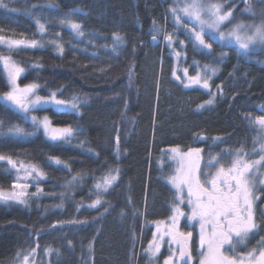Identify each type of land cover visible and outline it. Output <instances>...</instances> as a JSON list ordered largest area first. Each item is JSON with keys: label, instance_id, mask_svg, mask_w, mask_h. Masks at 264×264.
Here are the masks:
<instances>
[{"label": "trees", "instance_id": "trees-1", "mask_svg": "<svg viewBox=\"0 0 264 264\" xmlns=\"http://www.w3.org/2000/svg\"><path fill=\"white\" fill-rule=\"evenodd\" d=\"M212 2L236 11L244 4ZM173 4L174 0H3L0 35L43 45L9 53L0 44V56L10 55L24 69L17 80L20 87L36 83L35 94L42 97L55 93L66 102L78 97L86 103H80L79 111H37L54 126L73 130L71 137L51 141L0 99V154L35 165L44 174L36 182L41 191L36 194L31 187L26 204L0 203V264H18L17 254L33 248L34 264H160L146 251L154 225L169 220L180 206L169 184L176 163L168 149H202L201 169L210 174L216 170L205 168L210 155L241 147L252 153L257 131L249 118L254 120L264 108V48L245 55L212 42L210 50L201 49L186 38L183 28L177 29L170 14ZM62 18L79 23L83 36L61 24ZM37 19L45 25L44 33ZM173 32L174 43L168 47L163 37ZM116 35L122 40L119 55L112 51ZM179 41L184 44L177 57ZM185 67L191 76H211V105L206 104L209 90L185 88L175 79L173 72L180 75ZM8 91L0 64V97ZM13 125L34 134L14 136L9 133ZM112 169L119 170L118 180L102 202L114 210L102 215V210L88 205L96 198V183ZM73 176L79 178L69 184ZM14 183L12 169L0 161V190L11 191ZM259 187L255 204L264 228V192ZM180 207L188 212L186 205ZM71 220L87 224L68 223ZM48 247L59 255H46Z\"/></svg>", "mask_w": 264, "mask_h": 264}, {"label": "snow or ice", "instance_id": "snow-or-ice-1", "mask_svg": "<svg viewBox=\"0 0 264 264\" xmlns=\"http://www.w3.org/2000/svg\"><path fill=\"white\" fill-rule=\"evenodd\" d=\"M245 4L244 11L255 17L256 13L250 0H242ZM261 5H264V0H258ZM0 6L3 5V0H0ZM233 8L226 12L222 11V5L213 3L212 0H174L173 6L170 8V14L174 19L177 29L183 28L186 38L190 42L203 49H211L212 45L206 43L204 36L212 33L213 40L218 39L221 42L226 41L232 44L241 53L248 55L255 51L256 47L264 48V21L256 23H235L227 32L221 31V25L225 21L231 23ZM37 25L41 33L45 32V25L37 19ZM61 24L67 23L77 35L83 36L81 25L70 20L62 18ZM2 31V29H0ZM163 31V30H158ZM176 33H166L163 39L167 42L168 47H172L173 37ZM152 39L155 41L157 37L154 35ZM55 44V40L51 41ZM121 38L116 35L112 51L119 55ZM0 44L7 47L9 53L24 48H36L43 46L35 39L24 41L12 38H6L0 35ZM181 50L175 52L177 57L183 52L184 41H179ZM58 48L60 46L56 45ZM63 51L62 48H60ZM223 55V53H222ZM0 64L3 65L7 72V77L11 88L5 92L0 99L8 101L11 105L20 112L26 114V119L31 111H34L39 106L45 108L49 104L63 105L69 107L66 101L57 99L56 94L52 93L51 97L44 98L35 94V90L39 87L36 83H31L20 87L17 80L21 73L24 72L22 67L16 65L11 60V56H0ZM208 66H206V70ZM214 74L215 69H211ZM176 80L181 81L185 88L198 86L209 90L208 94L211 97L206 101V104L211 105L215 100V93L211 92L209 81L211 76H201L199 72L189 76L188 68L183 69V77L173 72ZM219 87V86H218ZM81 101L78 97L72 98L70 105L71 109L79 111ZM199 107L203 108L204 105ZM32 124L36 130L43 128L46 135L52 140L65 139L71 137L72 129L70 127L56 129L51 127V122L47 116L39 119L35 115L30 116ZM0 121V125H2ZM249 125L254 126L257 131V136L253 140L252 153L245 151L243 147L234 152L224 150L218 156H209L208 162L205 165L207 169L215 168V174H210L208 171L201 169V152L200 148H191L187 152L181 153L179 147L172 148L171 154L173 159L177 161L176 173L169 179V183L176 189V200L179 204H184L185 200L190 209V214L187 215L188 221H196L200 225L199 244L200 251L195 259L191 252L189 244L192 232L187 233L179 230V220L185 216V213L177 206L173 209L175 215L170 217V228L159 235H153V240L149 242L146 250L151 257H156L160 252L161 243L169 245V254L164 259L163 264H264V228L256 222L254 212V202L260 197L255 195L259 187L261 192H264V108L261 109V114L254 120L249 118ZM9 133L14 136L33 135L32 132H25L18 125H13L9 128ZM257 144L259 147H257ZM258 156V159L251 158ZM0 161H5L10 169L17 173V182L13 184V189H20L19 192L6 193L0 190V202L8 203L15 201L16 203L26 204L27 201L22 199L27 195L24 191L29 185L21 181L32 178L33 173L36 176H43V172L38 170L35 165H25L22 162L18 163L11 156L0 154ZM56 163L60 161L57 159ZM24 175L20 176V172ZM119 170L112 169L109 173L102 177V181L95 185L96 198L88 205V208L101 211V214L109 213L114 210L106 201L102 202V198L113 188L118 180ZM78 176H73L68 182L69 184L78 180ZM38 191H41L38 189ZM35 195V193H33ZM123 216L124 213L121 212ZM264 217V212H261ZM68 223L72 224H87V221L71 220ZM53 228L56 225H52ZM159 231V229H158ZM165 236L168 239L165 241ZM257 239L255 247L248 249L247 246L252 239ZM71 245V241H68ZM173 244L176 248L173 250ZM38 248L39 245L37 244ZM91 243L89 244V252H91ZM246 250V251H245ZM59 251L48 247L45 249L46 255H51ZM36 255V249H31L28 253H18L17 257L20 264H31V257Z\"/></svg>", "mask_w": 264, "mask_h": 264}, {"label": "rangeland", "instance_id": "rangeland-1", "mask_svg": "<svg viewBox=\"0 0 264 264\" xmlns=\"http://www.w3.org/2000/svg\"><path fill=\"white\" fill-rule=\"evenodd\" d=\"M250 2H251V4H252V6H253V10H254V12L256 13V15H255V17H251L250 16V14H248V13H246L245 11H244V9H245V4H243L242 6H241V10L240 11H236V9L234 8V7H231V8H233L234 10H233V12H232V17L230 18V20H231V23L229 22V21H225L222 25H221V31H224V32H227L235 23H245V24H249V23H256V24H259V23H261L262 21H264V5H261L259 2H258V0H250ZM219 4H221L222 5V11H224V12H226V11H228L230 8H226V5L224 4V3H219ZM213 34L212 33H210L209 32V34H206L205 36H204V39H205V42L206 43H212V42H217L218 44H220V45H222V46H227V47H231V48H234V49H236V47L234 46V45H232V44H228L226 41H224V42H221V41H219L218 39H216V40H213L212 38H211V36H212ZM152 42L154 43V44H156V43H158L159 42V40L158 39H156L155 41L152 39ZM198 46V45H197ZM199 48H201L200 46H198ZM201 49H203V48H201ZM260 49H262L261 47H256V49H255V51H253V52H256V51H259ZM238 52H240L238 49H236ZM241 53V52H240ZM243 54V53H242ZM12 60V59H11ZM13 61V60H12ZM15 62V61H14ZM16 63V62H15ZM16 65H18L17 63H16ZM19 66V65H18ZM4 72H5V76H6V80H7V84H8V88H9V90H10V88H11V85H10V83H9V80H8V77H7V72L4 70ZM180 72V71H179ZM179 75V74H178ZM179 76H181V78L182 79H184V77H183V69L181 70V72H180V75ZM189 76H191L190 74H189ZM193 87H196V86H193ZM193 87H189V88H193ZM36 91V90H35ZM52 95V94H51ZM51 95L50 96H48V97H44V98H49V97H51ZM56 98H57V96H56ZM58 99V98H57ZM10 103V102H9ZM11 104V103H10ZM67 104L69 105V107H65V106H63V105H55V104H49L48 106H46L45 108H47V107H51V108H53V109H56V110H61V111H74L75 109H71V107H70V105H71V102H67ZM14 108H15V106L14 105H12ZM40 109H43V108H40L39 106L37 107V109L36 110H34V111H31L30 112V115H28V117H27V119L25 118L26 117V114H24V113H21L22 115H23V117L27 120V121H29V122H31V119H30V116L31 115H35V116H37L39 119H43V117L45 116V115H43V114H41V115H39L38 113H37V111L38 110H40ZM50 120V119H49ZM51 122V121H50ZM32 123V122H31ZM51 127L52 128H56V129H63V128H67V127H57V126H54L52 123H51ZM44 135H45V137H47L49 140H51V141H58V140H65V139H67V138H65V139H58V140H52L48 135H46L45 134V132H44V130H43V128L41 127L40 129H39ZM72 135H73V131H72ZM71 135V136H72ZM69 138V137H68ZM171 149L172 148H169L168 149V152L170 153V156L172 157V154H171ZM180 151H181V153H184V152H187L188 150H181L180 149ZM172 159H173V157H172ZM174 161H175V163H176V170H177V161H176V159H173ZM13 171V173H14V175H15V182H17V173H16V171L15 170H12ZM216 171V170H215ZM209 172V171H208ZM175 173H176V171H175ZM215 174V173H214ZM24 175V173L21 171L20 172V176H23ZM38 180H40V178L38 177V176H36V174L35 173H33V175H32V178H30V179H28V180H24V181H21V182H23V183H27L29 186L24 190L26 193H27V195H28V192H29V189L31 188V187H34L35 188V193L37 194L39 191H38V186H37V184H36V182L38 181ZM170 184V183H169ZM170 186L174 189V191L176 192V189L170 184ZM20 191V189H13V190H11V191H5L6 193H10V192H19ZM27 195H25V196H23L22 197V199H24V200H26V198H27ZM9 202H12V201H9ZM0 203H3V202H0ZM183 205H186L187 206V202H186V200H185V203L183 204ZM180 206H182V204H180ZM179 206V208L182 210V208ZM188 207V206H187ZM263 212H264V206H263ZM190 214V209L188 208V212H186L185 213V216L184 217H182V220H181V225L184 223V224H186L188 227L190 226V227H192L193 229H194V233H192V238H193V240H194V243L195 244H198L199 245V236H200V225H199V223L198 222H196V221H188L187 219H186V217H187V215H189ZM173 215H175V212L173 213ZM172 215V216H173ZM181 219V218H180ZM179 224H180V222H179ZM170 226H171V220L169 219V220H167V221H162V222H159V223H156L155 225H154V232H153V235H154V233L155 234H157V235H159V234H161V233H164L165 231H167L169 228H170ZM158 229H159V231H158ZM189 231H191V232H193L192 231V229H190ZM165 241L168 239V237L167 236H165ZM153 240V239H152ZM161 243V247L163 246L166 250H169V245L167 244V243H164V242H160ZM172 246H174V244L172 245ZM173 249H174V247H173ZM195 251L197 252V253H199L198 252V250L197 249H195ZM151 256V255H150ZM31 259V258H30ZM18 264H20V261H19V263ZM31 264H34V262L32 263V260H31Z\"/></svg>", "mask_w": 264, "mask_h": 264}, {"label": "flooded vegetation", "instance_id": "flooded-vegetation-1", "mask_svg": "<svg viewBox=\"0 0 264 264\" xmlns=\"http://www.w3.org/2000/svg\"><path fill=\"white\" fill-rule=\"evenodd\" d=\"M214 175V174H213ZM254 212H255V219H256V222L258 223V212L256 210V204L254 202ZM261 212H263V209L261 210ZM261 212H260V215H261ZM264 218V217H263ZM259 224V223H258ZM183 225V224H182ZM179 226V230L181 232H184V233H187L189 232L188 230H190L192 227H188L186 224H184L183 226H180V224L178 225ZM257 239H254L251 246H248V249H251L252 247H255L256 244H257ZM189 244H190V247H191V252H192V255L194 257V262H195V259L198 257V253L195 251V249L198 250V252L201 250L200 249V244H195L194 243V240L193 238L191 237L190 238V241H189ZM172 248L174 247V249L176 248V245L174 244V246H171ZM173 249V250H174ZM246 251V250H245ZM169 254V250H166L163 246L160 248V252L158 253V255L156 257H151V260L155 259V258H159L160 259V264H163L164 262V259L168 256Z\"/></svg>", "mask_w": 264, "mask_h": 264}, {"label": "water", "instance_id": "water-1", "mask_svg": "<svg viewBox=\"0 0 264 264\" xmlns=\"http://www.w3.org/2000/svg\"><path fill=\"white\" fill-rule=\"evenodd\" d=\"M242 1V0H241Z\"/></svg>", "mask_w": 264, "mask_h": 264}]
</instances>
